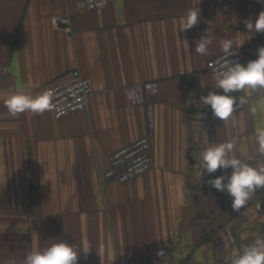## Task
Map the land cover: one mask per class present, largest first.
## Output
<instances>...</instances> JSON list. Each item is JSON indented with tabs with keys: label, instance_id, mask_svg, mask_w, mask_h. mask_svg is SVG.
Instances as JSON below:
<instances>
[{
	"label": "crops",
	"instance_id": "1",
	"mask_svg": "<svg viewBox=\"0 0 264 264\" xmlns=\"http://www.w3.org/2000/svg\"><path fill=\"white\" fill-rule=\"evenodd\" d=\"M79 1L0 0V264H22L28 250L58 241L81 250L77 264H229L248 238L264 236V188L235 212L232 197L207 183L232 169L200 177L194 157L231 141L236 157L264 160V91L224 122L199 100L215 85L208 63L224 54L223 37L242 64L258 58L264 32L244 21L255 22L264 0H110L86 12L74 10ZM194 6L199 23L180 31ZM69 11L66 28L55 18ZM206 34L209 54H197ZM76 68L92 83L87 110L10 115L11 94L38 96ZM144 136L152 169L106 182L109 155Z\"/></svg>",
	"mask_w": 264,
	"mask_h": 264
},
{
	"label": "clouds",
	"instance_id": "2",
	"mask_svg": "<svg viewBox=\"0 0 264 264\" xmlns=\"http://www.w3.org/2000/svg\"><path fill=\"white\" fill-rule=\"evenodd\" d=\"M200 9L191 7L181 22L180 31H186L199 23ZM248 32H264V11H261L253 23L250 19L244 21ZM195 52L200 55L209 54V46L212 38L207 34L196 40ZM243 43V42H242ZM241 43V44H242ZM240 44V45H241ZM239 45V46H240ZM220 46L225 54V59L213 69L215 85L207 95L200 97V105H210L213 116L221 121H227L235 109L248 103L247 97L253 91H264V46L258 48V58L249 60L246 65L239 61H231L229 57L236 53L232 51L233 40L223 37ZM205 78L201 79V87H205ZM216 89L222 90L221 92ZM232 93H244L239 97ZM5 107L12 116L25 112L42 114L51 107V97L47 94L32 96L23 91L14 92L5 101ZM258 144L257 151L264 156V129L256 134ZM234 143L224 142L209 144L203 151L195 155L197 171L203 169L200 177L206 171L215 173L218 169H232L230 175H220L210 179L207 183L221 192H227L232 197L231 208L235 212L248 206L258 189L264 188V160H258L253 166L245 159L233 154ZM199 177V178H200ZM226 181V183H225ZM259 208L260 205L257 204ZM90 247L84 251L87 253ZM76 245H70L64 241H58L40 249L28 250L22 260V264H77L79 252ZM164 252L160 251L159 256ZM229 264H264V236H257L246 244L242 251L233 254Z\"/></svg>",
	"mask_w": 264,
	"mask_h": 264
},
{
	"label": "built area",
	"instance_id": "3",
	"mask_svg": "<svg viewBox=\"0 0 264 264\" xmlns=\"http://www.w3.org/2000/svg\"><path fill=\"white\" fill-rule=\"evenodd\" d=\"M110 0H81L74 10L80 12L93 11L106 8ZM65 17H57L55 21L62 23L66 28L71 25V13ZM236 54L229 57L231 61L243 62L239 49H232ZM225 54L219 55L208 63V73L213 76V69L222 63ZM47 93L51 97L49 112L56 118H63L69 114H77L87 110L90 99L93 96V87L90 80L83 74L82 70L76 68L70 71L61 81L52 83L42 89L38 95ZM153 155L152 142L148 136L131 142L130 145L118 148L109 155V167L106 169L104 179L107 182L126 183L134 178L145 174L152 169ZM163 255L160 260H165L169 254L168 249H162ZM79 264H89L87 261ZM146 264V263H144ZM154 264V263H149Z\"/></svg>",
	"mask_w": 264,
	"mask_h": 264
},
{
	"label": "flooded vegetation",
	"instance_id": "4",
	"mask_svg": "<svg viewBox=\"0 0 264 264\" xmlns=\"http://www.w3.org/2000/svg\"><path fill=\"white\" fill-rule=\"evenodd\" d=\"M259 223L261 224L262 222H256V223L253 224V226L254 227H258V226H260ZM263 227H264V223H263ZM255 237H257V236H252V238H250V239L248 238L246 242L249 243Z\"/></svg>",
	"mask_w": 264,
	"mask_h": 264
}]
</instances>
